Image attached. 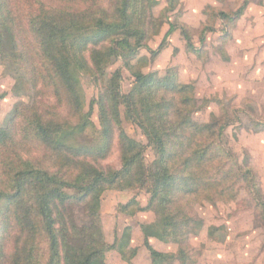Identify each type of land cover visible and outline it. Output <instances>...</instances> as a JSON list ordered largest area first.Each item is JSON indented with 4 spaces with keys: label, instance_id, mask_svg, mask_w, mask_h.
Instances as JSON below:
<instances>
[{
    "label": "trees",
    "instance_id": "obj_1",
    "mask_svg": "<svg viewBox=\"0 0 264 264\" xmlns=\"http://www.w3.org/2000/svg\"><path fill=\"white\" fill-rule=\"evenodd\" d=\"M108 1L40 2L27 17L29 43L26 36L19 39L21 16L16 21L12 1L0 0V61L14 59V66L22 69L16 88L27 82L33 94L32 103L18 107L12 125L0 131V173L10 190L0 194L10 205L0 232V264H99L108 245L99 210L90 203L108 189L147 190L148 209L160 217L157 224L142 225L147 245L150 238L173 237L184 243L188 235H182L183 229L197 224L184 212L210 196L211 182L222 194L227 180L237 176L228 169V151L220 150L227 119L198 125L190 118L196 103L193 85L136 73L135 87L123 94L119 72L109 84L99 85L113 59L147 48L151 19L146 10L151 0ZM183 33L187 37V29ZM7 48L10 54L3 52ZM84 75L96 78L100 86L89 113L81 85ZM95 105L99 131L91 117ZM121 108L157 151L152 167L143 165L146 147L123 130ZM116 143L121 168L100 167ZM138 164L143 174L134 179L131 172ZM237 174L264 209L252 170L239 169ZM128 179L132 181L119 185ZM67 190L78 193V203L88 204L90 225L77 229L74 197ZM136 205L132 199L123 210Z\"/></svg>",
    "mask_w": 264,
    "mask_h": 264
},
{
    "label": "rangeland",
    "instance_id": "obj_2",
    "mask_svg": "<svg viewBox=\"0 0 264 264\" xmlns=\"http://www.w3.org/2000/svg\"><path fill=\"white\" fill-rule=\"evenodd\" d=\"M11 1L12 9L17 12L16 21L21 16L19 39L26 36V42L31 43L27 17L44 0ZM146 10L151 18L147 48L136 55L125 53L113 59L105 71L106 79L99 85H106L118 72L123 94L135 87L136 73L193 85L196 103L190 118L198 125L227 119L230 124L224 130L220 150L228 151V169L237 176L227 180L222 194L217 193L219 187L210 180L213 196H203L190 212H184L197 223L192 230L183 229L182 235H188L184 243L171 237L167 241L150 238L149 245L146 244L142 225L160 222L159 214L148 209L147 190L103 191L90 203L99 210L108 245L99 264H264V209L257 204L246 181L237 174L239 169L252 170L258 196L264 202V0H151ZM240 10L241 16L234 18ZM221 13L228 17L224 18ZM184 28L188 31L187 37ZM3 52L10 54L12 49ZM14 61L12 58H6L5 64L0 61V131L12 125L18 107L30 105L33 100L27 82L21 81L16 88L22 69L14 66ZM81 85L85 112L89 113L100 86L90 75L82 76ZM121 113L125 133L146 147L144 167H152L157 151L148 145L143 131L126 119L123 108ZM91 117L97 130H101L96 105ZM100 167L121 168L117 143ZM131 174L134 179L143 174L141 164L134 165ZM1 175L0 194L10 191ZM204 175L208 181V171ZM131 181L128 179L119 185L123 187ZM67 194L74 197L71 208L77 229L90 225L91 219L85 210L88 204L78 203V193L74 190H67ZM132 199L138 205L124 211L123 207ZM9 210L8 201L1 199L0 232ZM154 253L164 258L157 260Z\"/></svg>",
    "mask_w": 264,
    "mask_h": 264
}]
</instances>
